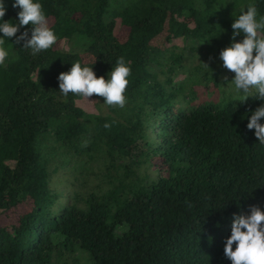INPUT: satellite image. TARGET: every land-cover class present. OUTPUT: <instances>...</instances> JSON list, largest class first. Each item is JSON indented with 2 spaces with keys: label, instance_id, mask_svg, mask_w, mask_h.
Here are the masks:
<instances>
[{
  "label": "trees",
  "instance_id": "1",
  "mask_svg": "<svg viewBox=\"0 0 264 264\" xmlns=\"http://www.w3.org/2000/svg\"><path fill=\"white\" fill-rule=\"evenodd\" d=\"M2 2L3 22H18L14 0ZM34 2L58 40L35 56L6 40L0 264H232L233 214L264 211V146L247 129L264 102L203 101L204 73L215 71L194 54L220 60L234 20L249 3L264 15V0ZM121 56L131 69L124 108L60 93L73 63L107 80ZM59 169L81 181L63 200L50 188Z\"/></svg>",
  "mask_w": 264,
  "mask_h": 264
},
{
  "label": "clouds",
  "instance_id": "2",
  "mask_svg": "<svg viewBox=\"0 0 264 264\" xmlns=\"http://www.w3.org/2000/svg\"><path fill=\"white\" fill-rule=\"evenodd\" d=\"M18 8V22H3L7 9L0 0V66H5L9 52L5 48L6 40L15 37V44H23L31 49L32 55L50 49L57 43L58 37L48 25L43 7L34 0H14L12 5ZM31 28L21 32L25 26ZM231 28L232 42L219 53L223 67L234 73L231 90L242 93L244 101L255 94L256 100L264 102V15H260L255 4L249 3L246 10L234 20ZM17 33H20L17 35ZM243 35L239 42L236 38ZM255 53V55H254ZM209 68L207 64H203ZM131 69L121 56L112 69L110 78H97L93 68L82 67L79 61L72 64L68 72L58 76L60 93L67 97L69 93L85 98L103 97L104 104L124 108L127 79ZM227 81V77H225ZM264 103L252 112L248 130H255V137L264 146ZM110 128V124H105ZM224 255L232 264H264V211L258 205L249 207L248 214H233L231 235L226 239ZM236 245L233 250V245Z\"/></svg>",
  "mask_w": 264,
  "mask_h": 264
},
{
  "label": "rangeland",
  "instance_id": "3",
  "mask_svg": "<svg viewBox=\"0 0 264 264\" xmlns=\"http://www.w3.org/2000/svg\"><path fill=\"white\" fill-rule=\"evenodd\" d=\"M174 44H176L178 49L181 48L180 42L178 40L174 41ZM61 48L67 50L68 46L62 44ZM206 53V49L201 50L200 53L196 52L194 54L195 63L193 64L199 63L200 61H204L210 66H212L215 73H211L212 71H207L204 73V76L205 78L215 80L216 83L213 84L212 80L208 83V86L205 88L204 93L201 94V99L205 102L212 103L222 102V100L224 101L228 97L233 99H242V93H236L231 90L232 88H234V85H231L230 82L234 78L235 74L225 69L221 60H213L206 57ZM188 69L189 64L186 65V68H183L181 70V72L179 73L180 75L178 77H188ZM225 77H227V81H225ZM197 90L200 91V87H198ZM87 180L88 181L85 182L86 187H92L96 183V181L93 180L91 177H88ZM80 182V180H78L77 178H73V176L69 174V170L59 169L51 179L50 188L56 193H60V199L63 200L65 196L70 195L72 192L76 190L80 191ZM76 255L82 257V255L79 253H76Z\"/></svg>",
  "mask_w": 264,
  "mask_h": 264
}]
</instances>
